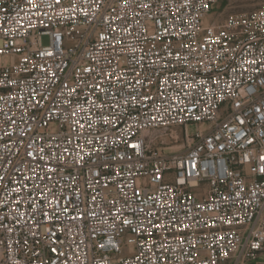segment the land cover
<instances>
[{"label": "built area", "instance_id": "built-area-1", "mask_svg": "<svg viewBox=\"0 0 264 264\" xmlns=\"http://www.w3.org/2000/svg\"><path fill=\"white\" fill-rule=\"evenodd\" d=\"M222 1L0 0V264H264V0Z\"/></svg>", "mask_w": 264, "mask_h": 264}, {"label": "rangeland", "instance_id": "rangeland-1", "mask_svg": "<svg viewBox=\"0 0 264 264\" xmlns=\"http://www.w3.org/2000/svg\"><path fill=\"white\" fill-rule=\"evenodd\" d=\"M262 2L263 0H224L213 7L209 20L210 22L221 21L233 13L252 11L258 8ZM43 43H48L46 37L43 38ZM189 130L192 135H195L198 131V125H191ZM186 148L187 142L181 138L179 142L171 143L167 152H185Z\"/></svg>", "mask_w": 264, "mask_h": 264}, {"label": "crops", "instance_id": "crops-1", "mask_svg": "<svg viewBox=\"0 0 264 264\" xmlns=\"http://www.w3.org/2000/svg\"><path fill=\"white\" fill-rule=\"evenodd\" d=\"M222 21V20H221ZM221 21H216V22H221Z\"/></svg>", "mask_w": 264, "mask_h": 264}]
</instances>
